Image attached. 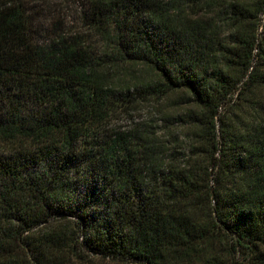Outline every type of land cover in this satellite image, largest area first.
Here are the masks:
<instances>
[{"label":"trees","instance_id":"1","mask_svg":"<svg viewBox=\"0 0 264 264\" xmlns=\"http://www.w3.org/2000/svg\"><path fill=\"white\" fill-rule=\"evenodd\" d=\"M85 4L0 0V264H264V0Z\"/></svg>","mask_w":264,"mask_h":264},{"label":"rangeland","instance_id":"2","mask_svg":"<svg viewBox=\"0 0 264 264\" xmlns=\"http://www.w3.org/2000/svg\"><path fill=\"white\" fill-rule=\"evenodd\" d=\"M38 21L37 35L39 39H44L51 34L53 27L56 30L68 33L73 30L83 28L84 12L86 11V0H21ZM263 15H261V22ZM154 105L150 102L136 105L131 111H121L112 117L111 124L121 129L126 128L130 121H136L155 117L153 113ZM114 264V263H113ZM125 264V263H115Z\"/></svg>","mask_w":264,"mask_h":264}]
</instances>
